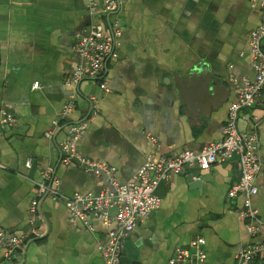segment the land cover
Instances as JSON below:
<instances>
[{"label":"crops","instance_id":"1","mask_svg":"<svg viewBox=\"0 0 264 264\" xmlns=\"http://www.w3.org/2000/svg\"><path fill=\"white\" fill-rule=\"evenodd\" d=\"M120 2L110 19L123 31L117 59L107 61L101 79L67 86L79 62V36L92 23L88 0H0V114L18 120L0 129V230L29 234L30 204L47 171L65 198L110 185V176L87 173L77 161L62 164L69 123L87 120L78 153L115 168L120 183L131 181L151 153L174 158L223 138L241 82L254 78L249 34L260 24L261 8L248 0ZM70 99L75 109L61 120ZM254 126L262 166L253 207L264 222L262 109L245 111L239 130L252 133ZM240 177L231 162L188 170L162 184L160 209L128 237L139 251L132 264H171L178 249L189 250L199 238L206 241V264H236L250 244L260 247L254 264H264V230L250 235L239 216L242 197L227 198ZM116 214L110 210V226L95 216L83 222L62 201L46 197L37 222L43 234L28 241L13 264H105L100 247L116 228ZM6 254L0 245V264Z\"/></svg>","mask_w":264,"mask_h":264},{"label":"built area","instance_id":"2","mask_svg":"<svg viewBox=\"0 0 264 264\" xmlns=\"http://www.w3.org/2000/svg\"><path fill=\"white\" fill-rule=\"evenodd\" d=\"M88 0L89 15L92 23L79 36L76 47L79 62L71 76L65 79L67 86H77L84 80H98L104 75V67L108 60H116V49L120 46L123 31L119 23L110 21L121 9L120 0ZM253 7L259 6L262 10L259 26L249 34L251 67L253 79H244L237 91V96L231 102L228 121L224 128V136L220 141L202 147L199 152L186 150L177 157L156 156L149 154L145 163L137 171L133 179L126 183L118 182L115 177V168L103 163L83 158L77 151V144L87 131V120L69 123L67 139L61 145L62 164L71 165L77 161L85 172L95 176H110V185L100 193L76 192L65 198L59 191L58 181L51 171L44 175L45 181L38 184L34 199L31 201L30 231L29 234L18 236L15 233L0 230V245H5L7 254L4 262L13 264L17 254L25 244L33 238L42 236L37 227L39 220L40 202L50 197L55 201H62L69 209L74 219L87 221L90 216L99 217L110 226L109 212L117 210L115 217L116 228L109 229L108 238L100 247L105 264H121L125 240L136 230L138 223L146 220L160 209L163 199L158 196V188L171 178L188 170L197 169L208 171L217 164L235 162L241 171L238 183L233 185L227 198L236 201L242 197L243 203L239 210L240 218L246 223L250 235H259L264 230V222L260 219L258 211L253 207V198L258 194V175L261 171V158L259 154V138L257 126L252 133H243L239 130V123L245 111L255 108L264 111V0H248ZM108 19L106 24L103 19ZM39 83L33 85L38 89ZM100 88L108 91L105 82ZM75 109V102L70 99L61 111V120L69 117ZM18 123L15 116L0 114V129L14 127ZM55 126L60 123L55 121ZM52 133H47L51 137ZM25 167L30 169L32 161L28 160ZM0 168L4 166L0 163ZM206 241L199 238L190 243L189 250L178 249L171 264L191 262L192 264H206V253L203 250ZM260 250L259 246L248 245L236 255V264H254V258ZM190 251H193L191 253Z\"/></svg>","mask_w":264,"mask_h":264},{"label":"water","instance_id":"3","mask_svg":"<svg viewBox=\"0 0 264 264\" xmlns=\"http://www.w3.org/2000/svg\"><path fill=\"white\" fill-rule=\"evenodd\" d=\"M188 180L193 183L194 177L190 176ZM202 180L203 178H200V181ZM138 257H139L138 247L135 244H133L129 238H127L124 242L121 264L128 263L129 261L127 260H130V264L137 263Z\"/></svg>","mask_w":264,"mask_h":264}]
</instances>
